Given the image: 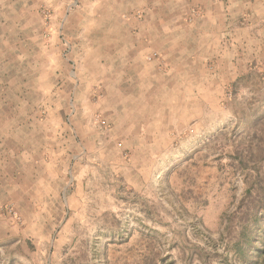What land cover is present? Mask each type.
Instances as JSON below:
<instances>
[{
	"label": "rangeland",
	"instance_id": "1",
	"mask_svg": "<svg viewBox=\"0 0 264 264\" xmlns=\"http://www.w3.org/2000/svg\"><path fill=\"white\" fill-rule=\"evenodd\" d=\"M263 192L264 0H0V264H252Z\"/></svg>",
	"mask_w": 264,
	"mask_h": 264
},
{
	"label": "trees",
	"instance_id": "2",
	"mask_svg": "<svg viewBox=\"0 0 264 264\" xmlns=\"http://www.w3.org/2000/svg\"><path fill=\"white\" fill-rule=\"evenodd\" d=\"M260 214L264 215V207H262L261 210L260 209L256 210L254 216L258 219V216ZM252 264H264V245L262 247H259V252L257 253V257L252 261Z\"/></svg>",
	"mask_w": 264,
	"mask_h": 264
}]
</instances>
